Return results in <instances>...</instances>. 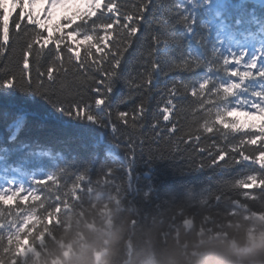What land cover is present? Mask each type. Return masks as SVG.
<instances>
[{
	"label": "snow or ice",
	"instance_id": "6c2138e0",
	"mask_svg": "<svg viewBox=\"0 0 264 264\" xmlns=\"http://www.w3.org/2000/svg\"><path fill=\"white\" fill-rule=\"evenodd\" d=\"M38 4L44 5L40 13L35 10ZM56 9L71 15L50 27ZM234 14L235 25H241L247 16L250 24L259 25L258 31H237L229 23ZM146 17L158 29L145 40H150L151 47L142 52L143 67L148 70L127 81V87L147 93L149 99L159 92V115L151 113L144 99L131 110L120 107L124 100L116 102L121 67L137 45ZM12 33L27 37L20 54L19 76L10 70L0 74V120L10 122L14 131L8 140L14 146L28 116L45 104L62 116L110 131L118 148V141L126 140L129 175L137 148L143 150L145 137L128 130L147 125L153 140L175 138L179 143L191 144L201 137L185 132L186 114L196 119V114L201 113L199 128L207 134L217 126L232 132L250 130L256 135L248 143L264 142V20L249 9L245 0H0V60H7L5 46ZM164 65L167 67L162 72ZM29 72H35V77L30 78ZM69 74L79 81L71 99L56 92L58 82L62 83ZM169 75L171 79L160 85L158 77ZM189 98L196 101L192 108L184 103ZM218 151L214 163L227 159V153ZM51 155L43 150L28 152L21 166L0 169V181L5 174L26 170L24 165L31 163L30 157ZM240 156L246 161L252 159L243 152ZM257 156L264 157V152ZM5 159L0 155V161ZM234 162L240 164L241 160L235 158ZM256 163L264 168V159ZM53 178L49 174L34 182L47 184ZM5 190L0 189V193Z\"/></svg>",
	"mask_w": 264,
	"mask_h": 264
},
{
	"label": "trees",
	"instance_id": "16d2710c",
	"mask_svg": "<svg viewBox=\"0 0 264 264\" xmlns=\"http://www.w3.org/2000/svg\"><path fill=\"white\" fill-rule=\"evenodd\" d=\"M246 4L250 10H255L259 19L264 20V8ZM235 15L229 23L237 31H258L259 25L250 24L247 16L241 25H235ZM62 18L58 22H63ZM155 31L158 29L146 17L138 43L121 67L122 79L117 85L116 102L124 100L120 104L123 109L131 110L144 99L151 113L159 115L156 113L157 104L161 103L159 92H154L149 99L147 93H137L127 87V81L148 70L143 67L142 52L151 47L150 40L147 43L145 40ZM26 42L27 37L10 34L9 45L5 46L7 60H0V66L6 67H0V74L10 70L19 76L22 68L20 54ZM29 59L31 61L32 56ZM29 67L31 69L32 65ZM166 67L162 66L161 71ZM28 75L34 78L35 72ZM165 79L170 80L171 76L158 77L159 84L163 85ZM78 87L79 81L69 74L62 83L58 82L56 92L71 99ZM0 96H3L2 91ZM129 96L132 97L130 101L127 99ZM184 103L188 108L196 105V101L190 98ZM208 111L210 113L211 109ZM186 115L188 124L185 132L201 137L199 141L193 139L191 144L179 143L175 138L153 140L147 125L128 130L136 136L143 133L145 137L143 150L137 148L131 175L125 153L126 140L118 141V148L110 131L95 129L83 121L62 116L50 105L45 104L44 108L28 116L15 146L8 140L14 131L10 122L0 120V155L6 156L0 161V169L21 166L28 152L43 150L52 154L50 157H30L31 163L24 165L26 170L5 174V179L0 181V186L11 191L8 197L0 196V264H30L38 258L41 245L55 234V228L69 224L70 213L83 202L84 196L94 194L93 190L100 186L98 182H102L106 190L110 189L111 194H122L125 204L131 201L138 207L142 206V221L151 223L155 216L157 223L162 220L165 225L171 224L170 231H174L176 225L187 227L190 221L198 226L202 217L201 202L204 209L211 206L214 217V221L204 225L205 228L214 229L216 223L234 220L252 223L246 217L264 220V168L256 163L258 159H264L257 156L258 152H264V142L248 143V139L256 135L250 130L232 132L217 126L213 133L207 134L199 128L201 113L196 114V119ZM180 120L184 122V116ZM199 147L206 150L200 151ZM220 149L227 153V159L214 163ZM241 152L252 159L244 160ZM235 158H239L241 163L236 164ZM49 174L54 178L47 184L34 182ZM187 198L194 200L196 206L186 208ZM255 238V234L249 233L250 240Z\"/></svg>",
	"mask_w": 264,
	"mask_h": 264
},
{
	"label": "clouds",
	"instance_id": "9594fccd",
	"mask_svg": "<svg viewBox=\"0 0 264 264\" xmlns=\"http://www.w3.org/2000/svg\"><path fill=\"white\" fill-rule=\"evenodd\" d=\"M98 183L30 264H264V220L246 217L252 223L234 220L205 228L214 217L211 206L204 209L201 202L198 226L190 221L170 231L173 226L157 223L155 216L151 223L142 221V206L125 204L122 194ZM185 203L196 206L191 198ZM249 233L256 238L250 240Z\"/></svg>",
	"mask_w": 264,
	"mask_h": 264
},
{
	"label": "rangeland",
	"instance_id": "374dc122",
	"mask_svg": "<svg viewBox=\"0 0 264 264\" xmlns=\"http://www.w3.org/2000/svg\"><path fill=\"white\" fill-rule=\"evenodd\" d=\"M44 7V5L43 4H38V5H36V8H35V10H36V12L37 13H40L41 12V9ZM70 12H66L65 10H63V9H56V10H54L53 11V15H52V20H51V22H50V27H51V25H55L57 22H58V20L60 19V18H62V17H65L66 15H68Z\"/></svg>",
	"mask_w": 264,
	"mask_h": 264
},
{
	"label": "water",
	"instance_id": "95a60500",
	"mask_svg": "<svg viewBox=\"0 0 264 264\" xmlns=\"http://www.w3.org/2000/svg\"><path fill=\"white\" fill-rule=\"evenodd\" d=\"M249 1H254V2L259 3V4H261L262 2H264V0H249Z\"/></svg>",
	"mask_w": 264,
	"mask_h": 264
}]
</instances>
